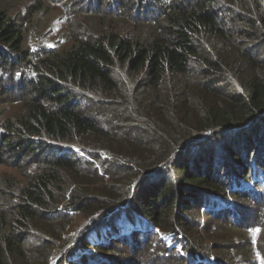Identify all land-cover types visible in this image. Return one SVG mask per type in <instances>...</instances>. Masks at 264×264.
<instances>
[{
  "label": "trees",
  "instance_id": "1",
  "mask_svg": "<svg viewBox=\"0 0 264 264\" xmlns=\"http://www.w3.org/2000/svg\"><path fill=\"white\" fill-rule=\"evenodd\" d=\"M37 2L86 17L0 0V264H264V0Z\"/></svg>",
  "mask_w": 264,
  "mask_h": 264
},
{
  "label": "rangeland",
  "instance_id": "2",
  "mask_svg": "<svg viewBox=\"0 0 264 264\" xmlns=\"http://www.w3.org/2000/svg\"><path fill=\"white\" fill-rule=\"evenodd\" d=\"M6 4L12 8L13 14L18 12L23 13L27 7L29 6L30 14L29 18H33V20H38L37 25L33 28L28 24V22L23 23L24 34H25V44L30 46L33 49L39 48L38 45L44 46L46 48H58L66 46L70 43V36L73 31L78 28H83V17L86 15L82 14L81 9L77 7L71 9H64L62 7V3H55L50 5L48 11L42 12L40 14L34 13L38 2L37 0H5ZM64 2V1H63ZM17 108V105L14 102H2L0 104V113L2 116L10 115L14 109ZM15 172L9 170L5 167H0V175L5 173ZM82 223V218L77 214L76 221L73 223V227L77 228ZM221 235V234H219ZM230 235V234H228ZM232 235V233H231ZM218 240H213L214 244H217ZM170 241H167V244H170ZM225 241V245H226ZM235 243V242H233ZM210 242H207L208 248L210 247ZM264 242H262V245ZM229 250L231 247H228ZM225 255L229 254L226 257H220L223 261L228 264L232 258L236 257L237 253L235 251H228L227 253H223ZM149 261L143 260L140 264L148 263ZM131 264V263H126ZM155 264V262L153 263ZM237 264H244V263H237Z\"/></svg>",
  "mask_w": 264,
  "mask_h": 264
}]
</instances>
